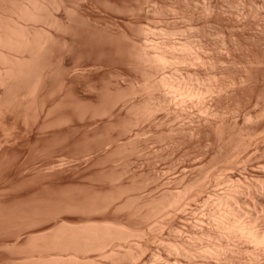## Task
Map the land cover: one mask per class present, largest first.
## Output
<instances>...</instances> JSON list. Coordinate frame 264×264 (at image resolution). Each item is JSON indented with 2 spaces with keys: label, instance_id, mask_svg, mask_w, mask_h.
Wrapping results in <instances>:
<instances>
[{
  "label": "rangeland",
  "instance_id": "374dc122",
  "mask_svg": "<svg viewBox=\"0 0 264 264\" xmlns=\"http://www.w3.org/2000/svg\"><path fill=\"white\" fill-rule=\"evenodd\" d=\"M1 24V37L24 29L33 47L0 42V264H150L146 250L167 257L146 245L150 225L162 227L157 242L200 236L204 200L229 185L264 212V0H0ZM166 74L205 94L179 98L159 84ZM178 196L185 210L164 211ZM109 225L140 241L118 242Z\"/></svg>",
  "mask_w": 264,
  "mask_h": 264
},
{
  "label": "bare ground",
  "instance_id": "6f19581e",
  "mask_svg": "<svg viewBox=\"0 0 264 264\" xmlns=\"http://www.w3.org/2000/svg\"><path fill=\"white\" fill-rule=\"evenodd\" d=\"M31 4V3H30ZM34 5H32V7H33ZM31 6H29V8H30ZM31 7V8H32ZM38 7V6H37ZM36 7V8H37ZM23 8H25V7H23ZM28 8V9H29ZM34 8V7H33ZM32 8V9H33ZM27 9V10H28ZM38 9V8H37ZM26 10V9H25ZM21 11H22V8H21ZM24 11V10H23ZM22 11V12H23ZM35 11L36 10H34V13H32L33 14V16H34V18L33 19H37V18H35V16L36 15H34V14H36L35 13ZM29 12H30V14H31V12L32 11H30V9H29ZM29 12H28V14H29ZM24 14H25V11L23 12ZM27 14V13H26ZM29 14V16H31ZM23 15V14H22ZM32 16V17H33ZM25 17V16H24ZM31 17V18H32ZM37 17V16H36ZM28 20V19H27ZM32 20V19H31ZM3 24H1L0 26H2ZM9 26V25H8ZM12 27V26H11ZM10 26H9V29L11 28ZM18 26H16V28H17ZM5 28V27H4ZM21 28H23V27H21ZM6 29L7 28H5V31H6ZM17 29H19V28H17ZM16 29V30H17ZM8 30V29H7ZM11 30H12V28H11ZM11 30H9V31H6L4 34H6V33H8V34H6V35H4V34H2V36L3 37H1V34H0V42H1V44L5 47V45H8L9 47L7 48V46H6V48L7 49H9V51L10 50H22V49H20V47L21 48H23V50H24V48L25 49H27L26 47H31L30 46V44H29V42L27 41V40H29V39H27L26 38V36H25V38H24V34H25V32H24V34H21V31L23 30V31H25L24 29H19V30H17L18 32H16L15 31V28L11 31ZM0 31H1V29H0ZM3 31V30H2ZM1 31V32H2ZM143 31H144V29H143ZM0 32V33H1ZM11 32V33H10ZM145 32H146V30H145ZM145 32H143V34L145 33ZM142 34V35H143ZM146 35H147V33H145ZM26 35V34H25ZM28 35V34H27ZM38 35V34H37ZM29 36H31L30 34H29ZM40 36V35H39ZM32 37V36H31ZM35 38H36V36H34ZM42 37V36H41ZM148 37V36H147ZM37 38H38V36H37ZM43 38V37H42ZM25 39V40H24ZM32 40V39H31ZM37 40V39H36ZM148 40V39H147ZM26 41V42H25ZM27 42H28V46H27ZM32 42V41H31ZM33 42H36V41H33ZM38 43H40L41 42V39H38V41H37ZM36 42V43H37ZM42 42H43V39H42ZM18 43H20L21 45H20V47H17L18 46ZM25 43H26V45H25ZM44 43H45V40H44ZM151 43H152V41H151ZM1 44H0V47H1ZM34 44V43H33ZM41 44V43H40ZM43 44V43H42ZM147 44V43H146ZM149 45H150V43H148ZM153 44H155L156 45V43H153ZM162 44V43H161ZM160 44V45H161ZM168 44V43H167ZM183 44V43H182ZM14 45H16L15 47V49H14ZM25 45V46H24ZM36 45H39V44H36ZM44 45V44H43ZM43 45H42V48H44L43 47ZM155 45H153V46H155ZM158 45V44H157ZM164 45H165V43H164ZM179 45H181V44H179ZM2 46V48H4ZM41 46V45H40ZM40 46L38 47L37 46V48L36 49H38V48H40ZM144 46V45H143ZM152 46V47H153ZM182 46V45H181ZM186 46V45H185ZM187 46H189L188 44H187ZM186 46V47H187ZM12 47V48H11ZM33 47V46H32ZM147 47V46H146ZM150 47V46H149ZM151 47V48H152ZM157 47H159V46H157ZM166 47H167V45H166ZM183 47V46H182ZM186 47H183L184 49L186 48ZM2 48H0V49H2ZM35 48V47H34ZM148 48V47H147ZM160 48V47H159ZM162 48V47H161ZM160 48V49H161ZM174 48V47H173ZM177 48H179L178 46H177ZM183 48H182V51H183ZM149 49V48H148ZM154 49H156L155 47H154ZM153 49V50H154ZM158 49V48H157ZM164 49V48H163ZM167 49V48H166ZM186 49H188L187 51H188V53L189 52H192V49L189 47V48H186ZM191 49V51H189ZM5 50V49H4ZM16 50V51H17ZM159 50V49H158ZM169 51H171V53H174V51L172 52V47H171V50H170V48L168 49ZM175 50H177V49H175ZM7 51V50H6ZM25 51V50H24ZM23 51V52H24ZM32 51H34L33 49H32ZM38 51V50H37ZM142 51V50H141ZM157 50H155V52H156ZM160 51V50H159ZM163 51V50H162ZM165 51V50H164ZM163 51V52H164ZM179 51V50H178ZM178 51H175V54L177 53H179ZM181 51V52H182ZM1 52V51H0ZM11 52V51H10ZM19 53H20V51H18ZM22 52V53H23ZM29 52H30V50H29ZM41 52V51H40ZM143 54H145L146 55V51H144V49H143ZM145 52V53H144ZM148 52H149V50H148ZM161 52V51H160ZM180 52V53H181ZM14 53V52H13ZM28 53V52H27ZM33 53H35V52H33ZM170 53V52H169ZM179 53V54H180ZM185 53H186V51H185ZM185 53H183V56H185L184 54ZM2 54V53H1ZM5 54V53H4ZM11 54V53H10ZM139 54H140V57H141V52H139ZM165 54H167L166 52H165ZM174 54V55H175ZM182 54V53H181ZM191 54V53H190ZM7 55V54H6ZM6 55H5V57H6ZM35 55V54H34ZM147 55H148V53H147ZM146 55V57H149V55L147 56ZM153 55V54H152ZM164 55V54H163ZM163 55H157V57H155V58H153L154 60H155V62L158 64V67L157 68H159L160 69V65H164L165 63L167 64V63H170V62H167L168 61V59H165L164 58V56ZM169 55V54H168ZM173 55V54H172ZM173 55V56H174ZM192 55V54H191ZM151 56V55H150ZM167 56V55H166ZM169 56H171V54L169 55ZM176 57H177V55H175ZM187 56V55H186ZM185 56V57H186ZM1 57H4V56H2L1 55ZM154 57V56H153ZM8 57H6V59H7ZM150 58H152V57H150ZM175 58V57H174ZM173 58V59H174ZM189 58V57H188ZM14 59H16L15 57H14ZM18 59V58H17ZM16 59V60H17ZM24 59V58H23ZM26 59V58H25ZM30 59V58H29ZM33 59H35V57L33 58ZM32 59V60H33ZM146 59V58H145ZM145 59H143V60H145ZM177 59V58H176ZM176 59H174V61L176 60ZM21 60V58L18 60V61H20ZM28 60V59H27ZM148 60H150L149 58H148ZM184 59H182V61H183ZM188 60V59H187ZM12 61H13V57H12ZM12 61H10L11 63H6L7 64V66L9 65L10 66V64H12ZM18 61L16 62V63H18ZM147 61V60H146ZM169 61H171V58L169 59ZM176 61H178V60H176ZM185 61V60H184ZM2 62V61H1ZM15 62V61H14ZM24 62V61H23ZM32 62V61H31ZM141 62V61H140ZM149 62H152V61H149ZM171 62H173V61H171ZM178 62H180V61H178ZM143 62H141V64H142ZM154 63V62H153ZM18 64H21L22 65V63H18ZM28 64V63H27ZM145 64V63H144ZM156 64V65H157ZM160 64V65H159ZM165 64V65H166ZM174 65H176L175 64V62L173 63ZM172 64V65H173ZM2 65H3V63H2ZM21 65H17L18 66V68L21 66ZM28 65H30V62H29V64ZM27 65V66H28ZM150 65V64H149ZM149 65L147 66L146 64H145V66H147V67H149ZM151 65H152V63H151ZM154 66H155V63L153 64ZM4 66H5V64H4ZM12 66H14V68H15V65H14V63H13V65ZM16 66V67H17ZM22 66H24V65H22ZM21 66V67H22ZM144 66V65H143ZM154 66H151V67H154ZM167 66V65H166ZM146 67V68H147ZM164 67V66H163ZM176 67V66H175ZM24 68V67H23ZM22 68V69H23ZM26 68V67H25ZM155 68V67H154ZM156 68V69H157ZM166 68V67H165ZM4 69V68H3ZM26 69H29V68H26ZM26 69H25V73H26ZM2 70V69H1ZM8 70L10 71L11 69H7L5 72H8ZM14 69L12 68V71H13ZM16 70H17V68H16ZM148 70H150V69H148ZM161 70V69H160ZM4 71V70H3ZM17 71H19V69L17 70ZM16 71V72H17ZM144 71H145V69H144ZM163 71V70H162ZM2 72V71H1ZM22 72L24 73V69H23V71H20V73L22 74ZM30 72V71H29ZM149 72V71H148ZM176 72H178V71H175L173 74H175ZM11 72H9V74H10ZM146 74H147V70H146V72H145ZM151 73H152V70H151ZM151 73H149V75L151 74ZM155 73H158V71L156 70V72ZM154 73V74H155ZM162 73V72H161ZM161 73H159V75L161 74ZM164 73V72H163ZM15 73H12V75H11V77L14 75ZM18 74V73H17ZM27 74V73H26ZM2 75V74H1ZM3 75H4V73H3ZM7 74H5V76H6ZM152 75H153V73H152ZM157 75V74H156ZM171 75V74H170ZM170 75H167L166 74V76H168V77H166V76H163L162 78H160L159 79V84H161V85H163L164 86V88H166V86H168V88H172L171 90L172 91H175L176 93H174V94H176L177 95V93L179 94V98H180V96L182 97V98H193V97H197L198 98V100L200 99V97H202L201 96V94L203 93V88H205V87H202V89H200V88H197V87H195V85H189L188 86V84L189 83H187V84H183L182 82H185V80H183V81H181V83L180 82H178L179 80V76H177V78L174 76V78H176L177 80H176V82H174L175 80L174 79H172L171 77H170ZM176 75V74H175ZM178 75V74H177ZM18 76V75H17ZM26 76V75H25ZM161 76V75H160ZM10 77V78H11ZM14 77V76H13ZM12 77V78H13ZM23 77V76H22ZM149 77V76H148ZM154 77V76H153ZM152 77V78H153ZM156 77L157 76H155V80H156ZM170 77V78H169ZM181 77V76H180ZM2 78H7V77H3L2 76ZM2 78H0V80L2 79ZM16 78V77H15ZM18 78V77H17ZM151 78V77H150ZM151 78V79H152ZM183 79H184V77H183ZM4 80V79H3ZM6 80V79H5ZM4 80V81H5ZM10 80H12V79H10ZM148 80H150V79H148ZM147 80V81H148ZM153 80V79H152ZM158 80V79H157ZM157 80H156V83H157ZM174 80V81H173ZM181 80V79H180ZM145 81V80H144ZM2 82V81H1ZM150 82V81H149ZM187 82V81H186ZM4 83V82H3ZM2 83V84H3ZM145 83H147V82H145ZM151 83V82H150ZM155 83V82H154ZM153 84V83H152ZM148 85V84H147ZM146 85V86H147ZM157 86H158V84H157ZM198 86V85H197ZM148 87H149V85H148ZM151 87H152V85H151ZM150 87V88H151ZM199 87V86H198ZM142 88H144L145 89V86L144 87H142ZM159 88V87H158ZM147 89V88H146ZM149 89V88H148ZM153 89L155 90V88L153 87ZM160 89H162V87H160ZM167 89V88H166ZM149 90H152V89H149ZM158 90V89H157ZM171 90H170V92H171ZM205 90V89H204ZM206 90H207V88H206ZM143 91V90H142ZM148 91V90H147ZM153 91V90H152ZM151 92V91H150ZM149 92V93H150ZM169 92V91H168ZM151 93H153V92H151ZM203 94H205V93H203ZM207 94V93H206ZM150 95V94H149ZM151 96V95H150ZM206 95H204V97H205ZM181 98V99H182ZM152 99V98H151ZM150 98H149V100H151ZM193 99H195V98H193ZM180 100V99H179ZM196 100V99H195ZM200 101V100H199ZM151 102V101H150ZM181 102H183V100L181 101ZM148 104H149V102H148ZM151 105V104H150ZM152 106V105H151ZM150 106V107H151ZM146 107V106H145ZM145 107H144V109H145ZM152 108H154V107H152ZM160 108V107H159ZM148 110H149V108H148ZM152 111V110H151ZM153 111H154V109H153ZM156 111V110H155ZM145 112V111H144ZM147 112V111H146ZM145 112V113H146ZM149 112V111H148ZM147 112V113H148ZM157 112V111H156ZM150 113V112H149ZM151 114H153V112L151 113ZM248 138V137H247ZM246 138V139H247ZM250 138V137H249ZM251 139V138H250ZM243 143V144H242ZM242 143H240V144H242V145H244V143L245 142H242ZM247 144V143H246ZM245 144V145H246ZM237 147V149H238V147L239 146H241V145H236ZM243 147V146H242ZM241 147V148H242ZM246 147V146H245ZM243 150H244V148H243ZM237 152V151H236ZM235 152V153H236ZM239 152L241 153V151H238V153L237 154H239ZM234 155V154H233ZM235 156H237V155H235ZM235 158H237V157H235ZM221 173V172H220ZM220 173H219V175H220ZM217 175V174H216ZM221 176H222V174H221ZM220 177V176H219ZM223 177V176H222ZM218 179V181H219V179L220 178H217ZM217 179H215L216 180V182H218L217 181ZM214 180V181H215ZM234 187V186H233ZM232 186H231V189H230V185H229V189L228 190H226V192L225 191H222L221 193H223V192H225V193H223V194H218L215 198L213 197H209V198H207L208 200H204V202H205V205H207L206 207L208 208V206H209V208H211V210L208 208V210H210V212L208 211V216L207 217H209L210 216V218H208L209 219V221L210 222H208L209 223V229H207V231H204V232H202V234L200 235V236H196V235H198L197 233L195 234L194 233V231H193V233L191 234V236L192 237H189L187 234V236L189 237V239H187V237H186V239L185 240H182L181 239V242L179 241L178 243H175V241H174V243L173 242H171V240H169V242L167 241V238H164L166 241L164 242H162V240H161V236L158 238V239H160L161 240V242H160V240H159V242H157L158 240H157V237L160 235V233L162 232V227H161V229H159L160 227H159V221L158 222H156V223H153V225L151 226L150 225V229H149V232L151 233V235H149V236H151L150 237V239H148L147 238V241H146V245H148V246H152L153 244H154V246H155V244L156 243H159V245L161 244L165 249H166V251L165 252H167L166 254H167V257L165 258L164 256L162 257L160 254H162V253H160V252H158V253H154V252H156V251H154L153 249V246H152V250L154 251H147L146 249H148L149 250V248H146L145 250H146V252H149V256H150V252H152L153 254L151 255V257H150V259L148 258V262L151 264H264V212L262 213L263 214V216H259V215H262V214H259V213H257L258 211L256 210V208H255V210L257 211H255L254 210V208L253 207H255V206H253V207H250L249 206V204H248V201L246 200V196L245 195H243L242 193H243V190H242V193L240 192V188H238V187H235V188H237V189H235V188H233ZM240 189V190H239ZM239 190V191H238ZM246 190V189H245ZM245 194H246V192H245ZM193 195V194H192ZM192 195H190V198H188L187 199V201L188 200H190L191 199V201H193L194 199H197V195H199L198 193L197 194H195V196H192ZM216 195V194H215ZM243 196H245V201L247 202H243V199H242V197ZM249 197V196H248ZM183 196L181 197V196H178V197H175V198H173L172 200H169V202H167L162 208H164L163 210L164 211H167L166 209H171L172 211H173V213H174V210L176 211V213H177V211H182V210H185V208H183V207H185V204H184V202L187 204V202L186 201H184L183 200ZM250 198V197H249ZM253 198V197H252ZM193 199V200H192ZM251 199V198H250ZM184 201V202H183ZM252 202L254 203V201L252 200ZM249 203H250V201H249ZM204 204V203H203ZM248 204V205H247ZM253 205V204H252ZM157 207V206H156ZM205 206H204V208H206ZM264 207V206H263ZM155 208V207H154ZM182 209V210H181ZM157 210H159V209H157ZM171 210H170V213H171ZM204 210V209H203ZM263 210V209H262ZM153 211H154V209H153ZM164 211L162 212V213H164ZM264 211V210H263ZM184 212V211H183ZM182 212V213H183ZM205 212V211H204ZM207 212V211H206ZM154 213H156L155 211L153 212V216H154V219L158 216V212H157V216H156V214H154ZM167 213V212H166ZM165 213V214H166ZM169 213V214H170ZM210 213V214H209ZM257 213V214H256ZM168 214V213H167ZM166 214V216H168L169 217V215H167ZM258 215V216H257ZM171 216H175V214L173 215V214H171ZM170 216V217H171ZM206 216V215H205ZM165 217V216H164ZM163 217V218H164ZM168 217H167V220H168ZM206 217V218H207ZM262 217V218H261ZM159 218H161V217H159ZM205 218V219H206ZM261 218V219H260ZM170 219V218H169ZM201 219V218H200ZM162 220V222H163V219H161ZM172 220V219H171ZM197 221V220H196ZM207 221V220H206ZM162 222H160L161 224L160 225H162L164 222H166L165 221V219H164V222L162 223ZM203 222V221H202ZM200 223V222H199ZM165 224V223H164ZM204 224V223H203ZM196 225V224H195ZM110 226V225H109ZM163 226V225H162ZM204 226V225H203ZM203 226H201V227H203ZM206 226H207V224H206ZM90 227V226H89ZM88 227V228H89ZM93 227H95V226H93ZM93 227H91V229L93 228ZM159 227V228H158ZM84 229L86 228V226L85 227H83ZM105 228H106V226H105ZM109 228H111V226L109 227ZM108 227L106 228V229H104V227L101 229V231L102 230H108L109 229ZM118 228V227H117ZM121 228V227H120ZM192 228H193V226H192ZM59 229H60V227H59ZM91 229H87L86 228V231L88 230V232H89V230H90V232L92 233V231H91ZM94 229H97V227L96 228H94ZM93 229V230H94ZM112 229H114L115 231L116 230H118V229H116V226H115V228H111V230ZM195 229H196V227H195ZM58 230V229H57ZM80 230H82V229H80ZM111 230H108L109 231V234L107 233V232H105L106 234H108V235H110V234H112L111 232H113V231H111ZM125 230V229H124ZM158 230H160V232H159V235L158 236H156L157 234H158ZM175 230V229H174ZM173 229H172V231H174ZM176 230H178V229H176ZM197 230V229H196ZM203 229L201 228V231H202ZM60 231V230H59ZM73 231V230H72ZM83 231V230H82ZM95 231V230H94ZM101 231L98 229V231H97V233L98 232H100L101 233ZM111 231V232H110ZM122 231V230H121ZM121 231H116L117 233L118 232H120L121 233ZM171 230L169 231V232H172ZM179 231V230H178ZM177 231V232H178ZM201 231H199L200 233H201ZM75 232H77V231H75ZM84 232V231H83ZM87 232V233H88ZM103 232V231H102ZM125 232V231H124ZM123 231H122V233H124ZM128 232V231H127ZM131 232V235L133 234L132 232L133 231H130ZM130 232H128V233H130ZM177 232H175L176 233V235H177ZM197 232V231H196ZM58 233V232H57ZM73 233V232H72ZM71 233V234H72ZM77 233H79V232H77ZM80 233H81V231H80ZM86 233V232H85ZM93 233H95V232H93ZM92 233V234H93ZM96 233V234H97ZM119 233V236H117L118 234H116V235H110V237H111V239H114V237L113 236H117V237H120V239H119V241L118 242H122V243H126L124 240H127L126 239V237H128V238H131L130 237V235L127 233V235H129V236H127L126 235V237H125V233H124V235H122V233L120 234ZM136 233V232H135ZM140 233V232H139ZM179 233H183V232H180L179 231ZM61 234H62V231H61ZM82 234V233H81ZM138 234V233H137ZM162 234V233H161ZM174 235V232L173 233H171L170 234V236H169V238L171 237V235ZM185 234V233H184ZM194 234V235H193ZM60 235V234H59ZM86 235V234H85ZM121 235V236H120ZM139 235H141V234H139ZM138 235V237H140ZM190 235V234H189ZM56 237H57V235H55ZM95 236H97V235H95ZM95 236H93V237H95ZM101 236V235H100ZM103 236H104V232H103ZM135 237V234H133L132 235V238H134ZM90 237V236H89ZM98 237V236H97ZM96 237V239H98ZM107 238L108 236H104L103 238ZM113 237V238H112ZM125 237V238H124ZM136 237H137V235H136ZM136 237H135V239H136ZM177 237V236H176ZM60 238V237H59ZM105 238V239H106ZM109 238V237H108ZM140 238H142V237H140ZM163 238V237H162ZM168 238V239H169ZM173 238H175V237H173ZM58 239V238H57ZM92 239V238H91ZM91 239H89L90 241H91ZM101 239V238H100ZM110 239V238H109ZM110 239V240H111ZM172 239V238H171ZM176 239H178V237L176 238ZM55 240V239H54ZM60 240V239H59ZM95 240V239H94ZM103 240V239H102ZM109 240V241H110ZM117 240H118V238H117ZM130 240V239H129ZM129 240H127V241H129ZM134 240V239H133ZM136 240H138V238L136 239ZM85 241V240H84ZM88 241V240H87ZM104 241V240H103ZM138 241H140V240H138ZM143 241H145V240H143ZM89 242V241H88ZM92 242V241H91ZM94 242V241H93ZM100 242V241H99ZM98 242V247L96 246L97 245V243H95L96 245H94L95 247L94 248H97V251L99 250V251H101V252H104L103 251V248L105 247V248H109V246H106L107 244H109V242H107L106 240H105V242H107V244L106 245H104V244H101V243H99ZM111 242H112V240H111ZM116 242V241H115ZM120 242V243H121ZM131 242V241H130ZM56 243H57V241H56ZM60 243V242H59ZM76 243V242H75ZM74 243V244H75ZM90 243V242H89ZM135 243V242H134ZM148 243V244H147ZM58 244V243H57ZM74 244H72V246H74ZM82 244H83V242H82ZM100 244V245H99ZM115 244V243H114ZM137 244V246H139L140 245V248H139V250L137 251V252H140V250L141 251H143V252H141V256L142 255H144L145 254V250H144V247H147L146 245L145 246H143L142 247V243L140 244L139 243V245H138V242L136 243ZM145 244V243H144ZM80 245V244H79ZM78 244H77V247L79 246ZM88 246L90 245H92V243H90V244H87ZM86 245V246H87ZM103 245V246H102ZM126 245V244H125ZM128 245H130V246H128V250L126 251V250H124V251H126V253L128 252V254H125V255H133L132 256V258L131 259H133L135 256H134V251H133V248H135L136 247V245L135 244H133V242H132V244H128ZM132 245H135V247H132ZM157 245V244H156ZM160 245V246H161ZM76 246V245H75ZM82 246V245H81ZM86 246L84 247V244H83V246L82 247H84V248H86ZM93 246V245H92ZM100 246H102V247H100ZM114 246H116V245H114ZM76 247V248H77ZM110 247H111V244H110ZM117 247V246H116ZM118 247H120V246H118ZM117 247V248H118ZM132 247V248H131ZM158 247V246H157ZM248 247V248H247ZM75 248V247H74ZM92 248V247H91ZM94 248H92V249H94ZM99 248V249H98ZM104 248V250H106ZM115 248V247H114ZM124 248V247H123ZM132 250H131V249ZM137 248V247H136ZM159 248V247H158ZM164 248H161V249H163V250H165ZM77 249H79V248H77ZM116 249V248H115ZM121 249V248H120ZM151 249V248H150ZM73 250H75V249H73ZM72 250V251H73ZM80 250V249H79ZM89 250V249H88ZM95 250V249H94ZM93 250V251H94ZM109 250H111V249H109ZM118 250V249H117ZM76 251V250H75ZM81 251V250H80ZM86 251V250H85ZM113 251V254L114 253H116V252H114V250H112ZM116 251V250H115ZM121 251V250H120ZM132 251V252H131ZM136 251V250H135ZM77 252V251H76ZM79 252V251H78ZM83 252H84V250H83ZM109 252H111V251H109ZM75 253V252H74ZM99 253V252H98ZM121 253V252H120ZM120 253H118V254H120ZM131 253H133V254H131ZM142 253H144V254H142ZM160 253V254H159ZM104 254V253H103ZM103 254H101L102 256H103ZM107 254H108V252H107ZM106 253H105V255L106 256H108ZM110 254V253H109ZM111 254H112V252H111ZM118 254H115V257L116 256H118ZM121 254H123V253H121ZM136 254V253H135ZM157 254H159V255H157ZM76 255V254H75ZM146 255V254H145ZM163 255V254H162ZM111 256H113V258H115L114 257V255H111ZM110 255L108 256V258L110 257V258H112ZM126 256V258H128ZM137 256H140L139 254L138 255H136V258H134L133 260H134V263L136 264V261H135V259H138L139 260V258L140 257H138L137 258ZM75 257V258H74ZM101 257V256H100ZM105 257V256H104ZM123 259H124V261H125V256H124V254H123ZM144 257V256H143ZM71 258V257H70ZM73 259V261L71 260V259H68V260H70V261H68L67 263H69V264H72L71 262H73V264H77V263H74V262H78V260H76L78 257L77 256H73L72 257ZM106 258V257H105ZM105 258L103 259V260H105ZM118 258H120V256L118 257ZM130 258L128 259V261L130 260ZM63 259V258H62ZM122 259V258H121ZM142 259V258H141ZM140 259V260H141ZM61 260V259H60ZM60 260H59V262H60ZM110 260V259H109ZM113 260V259H112ZM132 260V261H133ZM51 261H53V260H51ZM63 261V260H62ZM84 261V260H83ZM82 260H81V262H83ZM89 262L91 261V260H88ZM88 261H86V262H88ZM111 261V260H110ZM114 261V260H113ZM118 261V260H117ZM117 261H115V262H117ZM119 261H122V260H119ZM38 262V261H37ZM53 262H56L55 261V259H54V261ZM59 262H57V263H59ZM79 262H80V260H79ZM78 262V263H79ZM91 262H94V261H91ZM130 262V261H129ZM40 263V262H39ZM61 263V262H60ZM59 263V264H60ZM101 262H99V264H100ZM131 263V262H130ZM56 264V263H55ZM81 264V263H80ZM83 264H85V262L83 263ZM90 264H92V263H90Z\"/></svg>",
  "mask_w": 264,
  "mask_h": 264
}]
</instances>
